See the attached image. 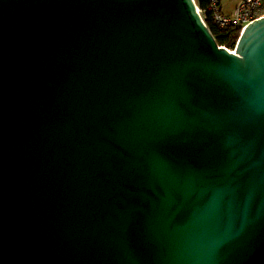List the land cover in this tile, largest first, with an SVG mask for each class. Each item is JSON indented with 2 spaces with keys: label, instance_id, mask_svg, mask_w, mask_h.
<instances>
[{
  "label": "water",
  "instance_id": "1",
  "mask_svg": "<svg viewBox=\"0 0 264 264\" xmlns=\"http://www.w3.org/2000/svg\"><path fill=\"white\" fill-rule=\"evenodd\" d=\"M0 264H264V17L0 0Z\"/></svg>",
  "mask_w": 264,
  "mask_h": 264
},
{
  "label": "built area",
  "instance_id": "2",
  "mask_svg": "<svg viewBox=\"0 0 264 264\" xmlns=\"http://www.w3.org/2000/svg\"><path fill=\"white\" fill-rule=\"evenodd\" d=\"M198 10L205 21L204 11L199 6ZM208 10L211 12L213 21L221 28L234 26L240 29L241 35L250 22L264 17V0H241L231 14L223 11L221 0H209ZM236 45L233 48H228L224 45L220 46L235 51Z\"/></svg>",
  "mask_w": 264,
  "mask_h": 264
},
{
  "label": "trees",
  "instance_id": "3",
  "mask_svg": "<svg viewBox=\"0 0 264 264\" xmlns=\"http://www.w3.org/2000/svg\"><path fill=\"white\" fill-rule=\"evenodd\" d=\"M197 5L201 8L204 13V18L207 25L212 30L217 42L219 45H224L228 48H233L236 45V42L240 36V29L234 26L221 28L216 24L213 19L211 12L208 10L209 0H196Z\"/></svg>",
  "mask_w": 264,
  "mask_h": 264
},
{
  "label": "crops",
  "instance_id": "4",
  "mask_svg": "<svg viewBox=\"0 0 264 264\" xmlns=\"http://www.w3.org/2000/svg\"><path fill=\"white\" fill-rule=\"evenodd\" d=\"M241 0H221L222 9L224 12L231 14Z\"/></svg>",
  "mask_w": 264,
  "mask_h": 264
},
{
  "label": "rangeland",
  "instance_id": "5",
  "mask_svg": "<svg viewBox=\"0 0 264 264\" xmlns=\"http://www.w3.org/2000/svg\"><path fill=\"white\" fill-rule=\"evenodd\" d=\"M234 1V0H233Z\"/></svg>",
  "mask_w": 264,
  "mask_h": 264
}]
</instances>
